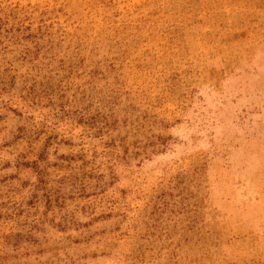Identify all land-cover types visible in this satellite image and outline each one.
<instances>
[{"label": "rangeland", "instance_id": "374dc122", "mask_svg": "<svg viewBox=\"0 0 264 264\" xmlns=\"http://www.w3.org/2000/svg\"><path fill=\"white\" fill-rule=\"evenodd\" d=\"M0 264H264V0H0Z\"/></svg>", "mask_w": 264, "mask_h": 264}]
</instances>
